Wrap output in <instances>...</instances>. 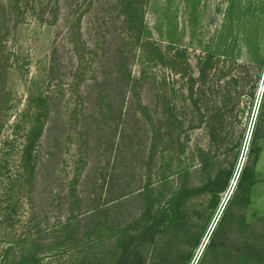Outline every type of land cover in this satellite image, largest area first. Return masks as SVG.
<instances>
[{"label": "rangeland", "instance_id": "obj_1", "mask_svg": "<svg viewBox=\"0 0 264 264\" xmlns=\"http://www.w3.org/2000/svg\"><path fill=\"white\" fill-rule=\"evenodd\" d=\"M128 1L0 0V264H126L122 247L140 248L158 202L137 195L157 180L152 137L167 136L165 119L151 122L170 109L194 120L192 88L204 108L227 98L223 138L189 133L191 149L214 150L201 170L190 159L205 189L185 225L143 243L146 264H264V0H132L133 21ZM142 23L161 50L148 47L140 103L129 84Z\"/></svg>", "mask_w": 264, "mask_h": 264}, {"label": "trees", "instance_id": "obj_2", "mask_svg": "<svg viewBox=\"0 0 264 264\" xmlns=\"http://www.w3.org/2000/svg\"><path fill=\"white\" fill-rule=\"evenodd\" d=\"M15 3V0H12ZM30 0H27V4ZM119 1V0H118ZM127 6L124 9L125 15L130 13L133 21V17L135 13H138L139 10H135V5L132 0L125 3ZM135 10V12L133 11ZM134 13H133V12ZM143 23L141 30L135 32L134 37L140 43L139 49V62L141 67L139 71V76L131 80L129 84V91L133 94V97L137 95L138 101L141 103V99H139V92L143 88V81L146 76V64L149 62L148 56L150 54L148 47L153 48V52L160 53V48L154 43H150L143 40ZM134 31V30H130ZM132 33V32H131ZM153 56V55H152ZM146 63V64H145ZM204 79V77H203ZM142 81V82H141ZM191 83L193 81L191 80ZM212 88V87H211ZM221 90V86H219ZM140 92V93H141ZM162 97V99H161ZM189 99L192 103V114H195L194 120L189 121L186 125V121H180L182 116L173 115L168 110V114L166 116H161V114H156L155 121L151 122V124L160 123L161 120L165 119L167 121L166 132L167 136H153V142H157V145L151 147V155L150 160L154 167H156L155 176L157 180L155 182L149 181L147 185L139 189L137 195L139 197L144 196L145 194L154 193L156 194L158 202L154 207L152 213L149 212V217L146 225L138 232L137 239L140 241V248L132 250L129 245H125L122 247V260L126 264H146V254H144V250H142V245L150 239L151 241L156 242L158 239L159 233H162L166 228H169L172 225H185L187 220L190 218L191 208L190 202L197 193L201 192L205 188L202 186L199 187L197 185H193L191 182L192 170L196 168L193 166L191 162V158L197 159L199 161L198 168L201 170L208 165V162L211 160L212 154H214V150L203 148L202 146H196L194 148H190V144L192 142V136L189 133L193 130L207 128L209 129V136L211 137V142L216 145L223 136H214L217 134V131L221 134L226 124V116L228 112V106L226 104L227 98L223 96L220 99V103H223L225 107L220 105V108L217 105L207 106L206 108L199 105V102H196L195 92L193 88L191 89ZM159 101L163 102V107L167 106V101H165V96H160ZM161 103V102H160ZM167 108H170L169 106ZM231 108V112H232ZM148 107L144 106L141 111V115L144 116L145 113L147 115ZM166 117V118H165ZM183 119H187L184 118ZM39 137V136H37ZM34 136H24V144L22 146V160L24 163H28L32 160V154L34 153V145L35 140ZM159 144H162L161 148ZM219 149V148H218ZM217 149V150H218ZM149 159V155L148 158ZM247 170L243 172V175L240 179L239 190H243L244 181L246 179ZM229 184V177L223 183L217 181L214 185L216 188H212L210 190L211 197L218 200L220 194L224 192ZM217 202V201H216ZM114 202H104L102 205L91 208L87 210L84 216H91L95 212L106 211V209H110V205ZM146 216V215H144ZM183 223V224H182ZM73 225L72 217L66 218L64 222L61 223V227H64L66 230H69ZM28 238H31L29 236ZM27 238V240H28ZM26 239V238H25Z\"/></svg>", "mask_w": 264, "mask_h": 264}]
</instances>
